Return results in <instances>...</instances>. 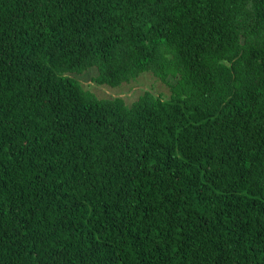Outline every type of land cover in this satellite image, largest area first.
Listing matches in <instances>:
<instances>
[{"label":"trees","instance_id":"trees-1","mask_svg":"<svg viewBox=\"0 0 264 264\" xmlns=\"http://www.w3.org/2000/svg\"><path fill=\"white\" fill-rule=\"evenodd\" d=\"M0 264H264V0H0Z\"/></svg>","mask_w":264,"mask_h":264},{"label":"rangeland","instance_id":"rangeland-1","mask_svg":"<svg viewBox=\"0 0 264 264\" xmlns=\"http://www.w3.org/2000/svg\"><path fill=\"white\" fill-rule=\"evenodd\" d=\"M97 73L95 68L90 69L82 75H78V79L82 82L85 88L93 91L97 96L110 98L115 96H122L127 103L133 102L145 90H151L156 94H169V87L161 79L157 78L151 72H145L138 78L124 83L118 87H110L108 85L97 84L93 81V76Z\"/></svg>","mask_w":264,"mask_h":264}]
</instances>
